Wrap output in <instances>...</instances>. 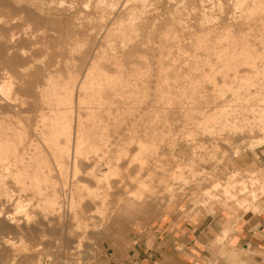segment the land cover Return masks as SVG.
<instances>
[{
  "label": "rangeland",
  "instance_id": "obj_1",
  "mask_svg": "<svg viewBox=\"0 0 264 264\" xmlns=\"http://www.w3.org/2000/svg\"><path fill=\"white\" fill-rule=\"evenodd\" d=\"M1 51L12 119L45 118L29 94L51 75L76 96L65 154L53 150L38 189L19 184L22 207L10 211L22 223L45 203L80 236L79 253L48 252L45 264H128L161 224L205 218L224 225L204 264H264V248L236 235L264 214V0H0ZM115 79L128 86L114 93Z\"/></svg>",
  "mask_w": 264,
  "mask_h": 264
},
{
  "label": "bare ground",
  "instance_id": "obj_2",
  "mask_svg": "<svg viewBox=\"0 0 264 264\" xmlns=\"http://www.w3.org/2000/svg\"><path fill=\"white\" fill-rule=\"evenodd\" d=\"M16 1L19 2L21 0H16ZM26 2L30 3L32 2V0H26ZM48 15L50 14L48 13ZM0 54H5V52L1 51ZM234 65H239V61L234 62ZM49 74L50 73L48 72V75ZM46 77L47 76L45 75V78ZM55 79L56 78H53L52 75L49 77V79H44L47 80L46 83L44 82L45 85L40 87L38 92L34 94L31 93V95L29 94V96L32 98H36V96L38 97L37 99L40 98L39 103L37 102L38 103L37 106H40V108L42 109L41 117H45L42 118L41 120H38L39 118L37 119L38 121L24 120L22 119L24 118V116H22V118H20L19 120L17 119V121L14 120L16 119V117L18 118L21 117L20 110L16 108V106L12 104L9 100L2 99L4 101H2L3 102L2 106H0V264H25L32 262L35 259L37 260V264H45L46 259L49 258L48 254H46L48 252L49 254H51L50 259L53 262H56L58 259L62 258L63 256L66 257L69 254L79 253V251L83 246L81 242L82 240L79 239L80 236L78 234L77 235L74 233L71 234L70 232L66 233L67 228H69L66 222L64 227V222L63 220H60L59 217H57V219H59V223H55L56 220L54 221L53 219L47 217L51 212H49L46 215L44 211L47 212L52 207L48 208L45 205V203H38L37 205L35 204V206L37 207L34 208L33 212L25 215V219L22 223H19L16 214L13 213L11 214L10 212L11 208L15 205H17L20 208L22 207L21 206L22 201H20V197L18 194V192H20L18 191L19 184H23L25 186V189H27V191L38 189L39 184L41 182L42 183L48 182L47 178L44 179L43 177L39 176V172L44 171L46 176L48 177V175L52 171L51 170L52 168L50 169V164L54 163V167H55V162L57 159L55 157L56 160H53V150L58 149L60 153H62L63 155L65 154V132H67V129L65 131L64 122L65 119L68 121L67 118L68 116L67 115L63 116V112L65 113L66 111V114L67 113H71L72 115L75 114L76 112L75 104L77 103V101L75 100L76 96L73 98L72 96L65 97V95H63L64 93L61 90L62 86L60 85V83H56ZM88 82L84 83L83 86L85 92H87L90 88H92L91 86L94 85L93 84L94 81L92 78H90ZM107 85L109 86V88H111V90L114 93L118 92L120 88L124 90L128 86L126 82L122 79H115V81H108ZM84 99H88V97L87 98L84 97ZM37 106L35 108H37ZM62 116L64 117V119ZM13 117L14 119H12ZM71 122L72 121H70V125L67 127L68 130H71L72 127L71 124L73 123ZM237 129L241 130L240 127H237ZM253 130L252 132H255ZM193 135L195 134H192V136ZM61 136H63L64 139L63 141L59 142L60 140L59 137ZM79 146L80 143L76 141L77 150L79 149ZM123 151L125 152L126 148H124ZM59 160L60 159H58V161ZM60 161L62 162L60 164H64L62 160ZM30 193L31 192H29V194ZM232 196L234 197L233 194ZM43 198L44 197L41 196L40 199L43 201L44 200ZM229 198H230L229 200H231L230 196ZM49 203L53 205L52 202ZM36 208H38L39 210H37ZM40 210L43 211V213L45 214L43 217H38L39 215H37L38 214L37 212ZM64 228H65V232H64ZM75 228L78 229L77 227ZM16 237L20 238L19 244L15 242ZM51 245H53L52 246L53 249H56L54 252L48 250ZM35 250L41 251L42 253L35 256L33 254ZM64 263L70 264L67 260Z\"/></svg>",
  "mask_w": 264,
  "mask_h": 264
},
{
  "label": "crops",
  "instance_id": "obj_3",
  "mask_svg": "<svg viewBox=\"0 0 264 264\" xmlns=\"http://www.w3.org/2000/svg\"><path fill=\"white\" fill-rule=\"evenodd\" d=\"M223 222L213 218L177 226L173 221L161 224L155 236L141 239L134 260L128 264H204L206 245L223 228ZM237 238L264 248V214L250 215L237 230Z\"/></svg>",
  "mask_w": 264,
  "mask_h": 264
},
{
  "label": "built area",
  "instance_id": "obj_4",
  "mask_svg": "<svg viewBox=\"0 0 264 264\" xmlns=\"http://www.w3.org/2000/svg\"><path fill=\"white\" fill-rule=\"evenodd\" d=\"M88 264H92V263H88Z\"/></svg>",
  "mask_w": 264,
  "mask_h": 264
}]
</instances>
